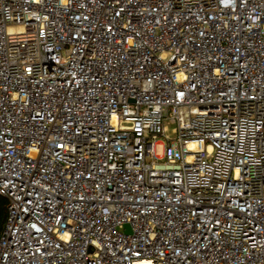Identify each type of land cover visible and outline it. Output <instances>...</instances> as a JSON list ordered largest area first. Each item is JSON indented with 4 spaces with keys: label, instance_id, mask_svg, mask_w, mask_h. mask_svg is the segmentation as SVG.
I'll list each match as a JSON object with an SVG mask.
<instances>
[{
    "label": "built area",
    "instance_id": "built-area-1",
    "mask_svg": "<svg viewBox=\"0 0 264 264\" xmlns=\"http://www.w3.org/2000/svg\"><path fill=\"white\" fill-rule=\"evenodd\" d=\"M0 194V264H264V0H0Z\"/></svg>",
    "mask_w": 264,
    "mask_h": 264
},
{
    "label": "trees",
    "instance_id": "trees-1",
    "mask_svg": "<svg viewBox=\"0 0 264 264\" xmlns=\"http://www.w3.org/2000/svg\"><path fill=\"white\" fill-rule=\"evenodd\" d=\"M7 205L8 199L4 195L0 194V208H1V216H0V233L5 223L6 215H7Z\"/></svg>",
    "mask_w": 264,
    "mask_h": 264
},
{
    "label": "rangeland",
    "instance_id": "rangeland-1",
    "mask_svg": "<svg viewBox=\"0 0 264 264\" xmlns=\"http://www.w3.org/2000/svg\"><path fill=\"white\" fill-rule=\"evenodd\" d=\"M172 125L170 124V129H169V134H173L172 133ZM163 151H164V143L162 142V140L161 141H158V143L156 144V152L158 153V154H163Z\"/></svg>",
    "mask_w": 264,
    "mask_h": 264
},
{
    "label": "water",
    "instance_id": "water-1",
    "mask_svg": "<svg viewBox=\"0 0 264 264\" xmlns=\"http://www.w3.org/2000/svg\"><path fill=\"white\" fill-rule=\"evenodd\" d=\"M0 216H1V208H0ZM129 226V224H127Z\"/></svg>",
    "mask_w": 264,
    "mask_h": 264
}]
</instances>
